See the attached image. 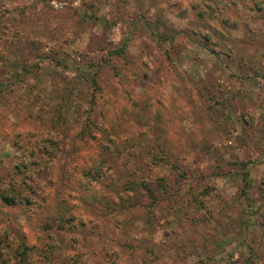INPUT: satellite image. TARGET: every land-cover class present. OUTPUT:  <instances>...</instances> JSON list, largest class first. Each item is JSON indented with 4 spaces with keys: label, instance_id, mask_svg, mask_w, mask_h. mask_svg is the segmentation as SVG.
I'll use <instances>...</instances> for the list:
<instances>
[{
    "label": "rangeland",
    "instance_id": "obj_1",
    "mask_svg": "<svg viewBox=\"0 0 264 264\" xmlns=\"http://www.w3.org/2000/svg\"><path fill=\"white\" fill-rule=\"evenodd\" d=\"M0 264H264V0H0Z\"/></svg>",
    "mask_w": 264,
    "mask_h": 264
}]
</instances>
